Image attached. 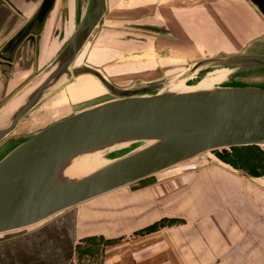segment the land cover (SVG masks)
Here are the masks:
<instances>
[{
    "label": "crops",
    "instance_id": "obj_1",
    "mask_svg": "<svg viewBox=\"0 0 264 264\" xmlns=\"http://www.w3.org/2000/svg\"><path fill=\"white\" fill-rule=\"evenodd\" d=\"M80 1L56 0L41 37L33 46L25 39L7 68L25 78L34 57L52 62L68 42L62 45L58 30L73 35L82 23ZM42 2L0 0V49ZM106 2L104 20L86 60L107 78L134 81L159 70L155 63L153 69L148 65L155 60L167 67L175 59L193 63L220 56L264 55V14L251 0ZM59 45L62 48L53 56ZM5 66L0 64L1 69ZM141 186L98 197L78 209L76 216H63L64 228L71 232L64 246L56 243L50 228L1 241L0 264H82L72 256L75 246L79 240L99 236L135 237L119 252L113 251L110 258L116 262L110 259L109 264H264L263 190L220 169Z\"/></svg>",
    "mask_w": 264,
    "mask_h": 264
},
{
    "label": "water",
    "instance_id": "obj_2",
    "mask_svg": "<svg viewBox=\"0 0 264 264\" xmlns=\"http://www.w3.org/2000/svg\"><path fill=\"white\" fill-rule=\"evenodd\" d=\"M251 1L264 14V0ZM55 3L43 0L32 19L0 49V64L10 66L25 39L30 46L38 41ZM106 11V0H91L85 19L55 59L0 111L2 142L33 108L73 77L92 75L115 97L16 138L21 142L0 160V234L32 227L208 151L264 147V88L223 86L234 75L264 71V55L208 58L174 78L120 88L94 68H72ZM203 70L207 72L186 90L172 88ZM216 72H224L221 85L198 88ZM117 150L125 151L106 159ZM98 154L105 165L92 171L80 166Z\"/></svg>",
    "mask_w": 264,
    "mask_h": 264
},
{
    "label": "rangeland",
    "instance_id": "obj_3",
    "mask_svg": "<svg viewBox=\"0 0 264 264\" xmlns=\"http://www.w3.org/2000/svg\"><path fill=\"white\" fill-rule=\"evenodd\" d=\"M90 2L91 0L80 1L82 15L79 23L83 22L82 20L85 19L84 17L86 16V13L90 8ZM100 28H98L97 30H99ZM58 32L60 33V37H62L60 42H62V45L64 46V44L70 40L69 38L72 37V33L67 34L66 31H61V30H58ZM94 34L91 36L89 41L86 43L85 47L82 49V51L74 61L72 68L79 66L91 67L90 63H87L86 52L88 49L91 48L89 44L92 42L94 38ZM61 48H62L61 45H59L58 47L56 46L55 54L53 56H55ZM157 58H159L158 55L155 56V59ZM51 59L52 58H50V60ZM50 60L43 63V62H39L38 58L35 59L34 57L32 60L33 64L30 67L32 68V71L30 73H27L28 76L25 78L23 76L22 77L17 76V73H14V71L13 72L10 71L11 67L5 69L0 68V111L19 93H21V91L24 88L30 85L38 77L37 75L40 74V71H42L46 66H48L51 63ZM150 60H154V59H150ZM154 63L156 65H159V67L154 66ZM196 63L197 62L189 63L186 61L178 62L175 59V61H172L166 67L164 66V64L158 63L155 60V62H151L148 65L151 66V69L156 67L159 68V70L158 69H156L155 71L152 70V72H149L147 75L144 74V76L140 78H136L134 81L132 80L130 81L115 80V81L117 82L116 85H118L120 88H131L134 86L150 83L153 81L167 80L170 78H174L176 75L183 73L190 65ZM137 64L142 65L141 63H137ZM205 72H207V70L198 72L193 78H191L187 82L186 85L187 86L191 85L194 81L200 79V74L202 75ZM222 73L224 72H216L215 74L214 73L209 74L208 76L212 75V77H216V78L209 80L208 83L214 81L212 87H214L215 85L218 86L219 84L218 82H220L223 79ZM11 74L13 76H11ZM86 76L87 75H82V77L81 76L73 77L69 82L63 83L50 95H48L44 100H42L39 105L33 108L21 120V122L18 124L17 129L9 136H7L2 142H0V160L21 142L20 140L16 139L17 137L33 134L55 122L68 118L79 111L115 99V97L112 94H110L106 90V88H104L100 84H99L100 86L98 85V87L89 86L90 84L85 85L87 87H90V89H94L92 92L86 94L82 90V88H79L80 84H88L87 81H83L84 79H86ZM205 79L203 81H205ZM203 81L201 83H203ZM183 82L185 83L186 81L183 80ZM223 86H240V87L256 86V87L264 88V71H250L249 73L234 75L230 78V81L226 84H223ZM124 151L125 150L114 151L108 154L106 156V159L109 160L117 156H120L121 153H123ZM206 169H220L223 171L225 170L226 172H230L235 176L242 178L244 182H246L247 184L252 185L253 187H256L258 189H261L264 192V147L243 146V147L223 148V149L208 151L194 159L176 165L154 176L148 177L146 179L137 181L133 184H130L118 190L112 191L106 195L113 194L123 189L133 190L134 188H138L145 183L160 182L164 179H170L174 177H178L179 179L182 180L183 177L200 174L202 171ZM95 199L77 205L57 215H54L51 218L43 222H40L39 224L34 225L32 227L14 232L2 233L0 234V242L9 240L11 238H16V236L28 234L29 232H34L35 230L38 229L43 230L50 228V231L52 232L55 231L56 233L55 235L56 243L58 242L60 246L69 244V239L71 235L68 236V234L71 232L68 227L64 228L63 216H67L70 213L72 214V216H76L78 209H80L82 206H85V204H88L89 202ZM52 224L55 225L54 228ZM151 227H152L151 229H153V226ZM139 232L142 233V230H140ZM134 239H135L134 236H128V237L124 236V237L105 240L104 238L99 236V237H93L91 239H87V240H92L88 242H84V240H79V242L75 246V249L72 251V256L75 255L76 262H82V264H109L110 259L116 262V258L115 259L110 258L113 251L119 252L120 248L126 247L125 245L127 244V242H131ZM73 243L74 242H72V244ZM263 263H264V255H263Z\"/></svg>",
    "mask_w": 264,
    "mask_h": 264
},
{
    "label": "bare ground",
    "instance_id": "obj_4",
    "mask_svg": "<svg viewBox=\"0 0 264 264\" xmlns=\"http://www.w3.org/2000/svg\"><path fill=\"white\" fill-rule=\"evenodd\" d=\"M82 77V76H81ZM88 77V78H87ZM216 77H212V75L206 77L205 81H203V83L199 84L198 88H210L212 87V84H214V81H211L210 83H208L209 80H212ZM83 81H87L88 84H80L79 88H82V90L87 94V93H90L92 92L94 89H90V87H87L85 85H89V86H96L98 87V85L100 84L101 86H103L100 81H98L94 76L92 75H87L86 76V79H84ZM99 85V86H100ZM104 87V86H103ZM105 88V87H104ZM172 88L174 90H186L188 88V86L186 85V82L184 83L183 81L182 82H176ZM98 89V88H96ZM87 90V91H86ZM21 122V121H20ZM19 122V123H20ZM18 127V126H17ZM17 129V128H16ZM15 129V130H16ZM14 130V131H15ZM13 131V132H14ZM12 132V133H13ZM101 154H98V155H94L92 157H89L88 159L84 160V162L81 163L80 166H85L84 169L85 171H92V170H95L97 167L99 166H102V165H105L106 162H105V158H101ZM83 160V159H82ZM74 165V163H73Z\"/></svg>",
    "mask_w": 264,
    "mask_h": 264
},
{
    "label": "flooded vegetation",
    "instance_id": "obj_5",
    "mask_svg": "<svg viewBox=\"0 0 264 264\" xmlns=\"http://www.w3.org/2000/svg\"><path fill=\"white\" fill-rule=\"evenodd\" d=\"M19 48V47H18ZM17 48V49H18ZM17 51V50H16ZM16 53V52H15ZM14 56H15V54H14ZM14 56H13V60H14ZM13 60L10 62V66L12 65V62H13ZM4 63L6 64L7 62L6 61H4ZM3 66H4V64H2ZM6 67V66H5ZM7 68V67H6ZM96 70V69H95ZM98 71V70H97ZM100 72V71H99ZM101 74H102V72H100ZM105 77V76H104ZM108 81H110L113 85H115V86H118V85H116L117 84V82L115 81V80H117V81H122V80H124V79H115V78H111V77H105ZM126 81V80H125ZM119 87V86H118Z\"/></svg>",
    "mask_w": 264,
    "mask_h": 264
}]
</instances>
